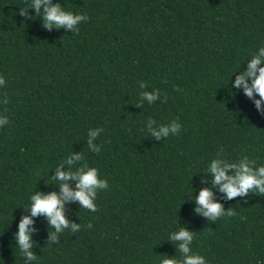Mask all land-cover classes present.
Returning a JSON list of instances; mask_svg holds the SVG:
<instances>
[{"label": "trees", "instance_id": "trees-1", "mask_svg": "<svg viewBox=\"0 0 264 264\" xmlns=\"http://www.w3.org/2000/svg\"><path fill=\"white\" fill-rule=\"evenodd\" d=\"M33 4L0 0V264H264V195L228 199L211 171L264 167V103L235 87L264 48V0H50L89 18L72 29ZM92 167L108 182L96 212L65 201L61 232L32 215L31 196L78 190L58 171ZM205 189L235 215L198 213ZM25 217L34 259L16 239Z\"/></svg>", "mask_w": 264, "mask_h": 264}, {"label": "clouds", "instance_id": "clouds-1", "mask_svg": "<svg viewBox=\"0 0 264 264\" xmlns=\"http://www.w3.org/2000/svg\"><path fill=\"white\" fill-rule=\"evenodd\" d=\"M42 3L45 5L44 8V20L45 27L51 29L53 25L58 28H68L72 29L74 25L78 24L80 21L89 19L83 15H73L70 12H65L61 9L60 5L50 6V0H34L32 5L36 12L39 14ZM20 16L27 15V9L22 8L19 12ZM77 30L76 33H78ZM264 48H261L260 55L253 57V59L248 64V71L237 77L235 81V87L237 89L243 87L245 95L249 98H253L254 93L258 94L261 99L256 100L257 108H260L261 103H264V68L258 67L264 60ZM259 72V75H257ZM251 77L252 84L249 86L247 83L248 78ZM5 83V79L0 77V85ZM141 86H145L144 83ZM179 90V89H177ZM149 100L152 99L151 96L148 97ZM5 120H0V126L5 124ZM180 126L174 125L173 131L175 132ZM164 134L167 135L168 130L164 129ZM94 137L95 132L91 133ZM158 135V134H157ZM91 143V141H89ZM99 153V149H96ZM77 159H80L77 156ZM69 164L72 163L71 160L68 161ZM237 168L234 164L220 166L219 161H214L211 165V171L214 174V185L213 187H219V190L227 194L228 199H233L237 196H245L248 194L249 189H258L259 194L264 195V167L258 170V173H254L246 164H240L236 175L229 176L228 171ZM57 181H77L76 191H72L67 183L61 185V192L57 194L52 192L48 195L36 194L30 197L31 199V212L33 216L45 215L48 217L51 226H53L57 232H61L62 229L67 228L68 222L63 214L64 202L65 201H79L82 208L88 209L91 212H96L97 206L93 202L97 197L96 188H108L107 180L98 179V169L92 167L87 171L83 169L79 173H72L71 171L65 173L58 171L56 176ZM196 203L200 206L197 208V212L208 217L212 220H217L222 215L233 216L235 213L230 210L227 214L222 212V205L213 202V192L205 189L199 194ZM33 221L25 217L19 225V232L16 236L17 242L21 246L22 251L28 256L29 259H34L32 253L28 251L31 248L30 244V234L28 226L32 224ZM92 225L89 224L88 227ZM73 231H76V226L73 225ZM55 239V235H53ZM174 241H184L179 245L180 250L187 254L189 252L188 244L193 241V235L184 229H180L178 233L171 237ZM164 264H206L205 258L201 255L196 256H186V258L181 262L177 260H166Z\"/></svg>", "mask_w": 264, "mask_h": 264}]
</instances>
